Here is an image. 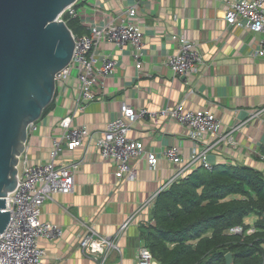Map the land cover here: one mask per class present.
<instances>
[{
  "label": "crops",
  "instance_id": "1",
  "mask_svg": "<svg viewBox=\"0 0 264 264\" xmlns=\"http://www.w3.org/2000/svg\"><path fill=\"white\" fill-rule=\"evenodd\" d=\"M223 2L75 1L84 32L88 23L99 25L110 19L119 22L124 10L135 6L134 18L143 34V57L137 69L128 48L118 50L105 41L100 42L95 54L98 58L114 56L117 60L114 71L93 86L94 97L83 108L74 109L78 91L75 76L57 82L51 108L38 119V130L27 137L28 161L36 163L48 158L50 134L59 131L58 121L64 115L73 111L72 123L85 125L94 133L82 146L63 149L57 159L59 163H67L81 158L82 164L75 171L72 191L54 193L41 206L40 219L55 223L62 230L58 238H38V245L44 249L43 264H136V249L144 245L142 234L148 231L151 218V210L137 212L136 209L173 173L176 165L161 154L168 145L177 144L185 159L195 146L207 143L211 145L208 160L212 165H246L264 177L261 158L264 153V60L252 55L262 32L251 33L228 25ZM173 34L185 35L195 42L203 60L197 73L176 75L166 66V57L177 49L171 39ZM180 101L186 108L207 109L215 114L220 122L219 133L237 127L229 139L214 135L195 143L188 137V129L176 121L159 117L153 124L146 117H137L127 135L142 141L146 150L158 155V161L151 167L144 157L134 160L135 179H117L116 165L100 158L95 137L118 113L120 104L125 102L136 110L156 111ZM233 197L238 195L227 198ZM130 216L124 230L117 232ZM255 219L256 215L251 213L244 218V223L252 224ZM88 229L103 235L117 234L118 250H110L102 261L84 255L78 247V237Z\"/></svg>",
  "mask_w": 264,
  "mask_h": 264
},
{
  "label": "built area",
  "instance_id": "2",
  "mask_svg": "<svg viewBox=\"0 0 264 264\" xmlns=\"http://www.w3.org/2000/svg\"><path fill=\"white\" fill-rule=\"evenodd\" d=\"M223 5L224 19L228 25L244 28L251 33L262 32L252 55L264 60V0H224ZM124 12L117 23L111 19L99 25L92 22L88 23L87 32L79 35L71 33L74 41L71 58L55 73L54 80L56 84L65 81L70 75L75 76L78 91L74 109L83 108L84 103L94 96L93 86L103 81L116 67L117 60L114 56L104 55L98 58L95 54L100 42L105 41L118 50L128 48L135 67H141L144 42L139 22L134 18L135 6L128 7ZM64 14L69 17L78 16L74 2L67 5L57 19L62 20ZM171 39L176 42L177 49L166 57V66L176 75L197 73L203 60L196 50L195 42L185 35L173 34ZM257 113L258 111L255 112ZM72 115L73 111L60 118L59 131L50 134V150L46 160L30 163L25 148L19 154L22 170L18 174V184L5 196V209L8 210L9 219L0 233V264H43L44 249L38 245V238L55 239L61 236L62 230L57 224L40 219L41 206L52 194L69 193L73 189L75 171L81 166L82 159L59 163L57 159L62 150L80 147L86 138L90 139L94 134L85 125H74ZM137 117H146L153 124L158 122L159 117L176 121L188 129L187 135L195 143L214 135L219 139H229L233 129L237 127L232 126L219 133L220 122L215 114L207 109L186 108L181 101L156 111L146 108L136 110L122 102L118 113L105 123L101 133L95 137L100 158L116 165L114 174L117 179H135L137 169L134 160L144 157L151 167L158 161V155L146 150L142 141L127 135ZM37 121L28 124V135L38 130ZM197 146L185 159L177 144L168 145L161 151L167 160L176 165L175 169L139 203L137 212L151 210L161 191L187 176L196 166L211 169L212 164L208 160L211 145L205 143L201 147ZM261 158L264 160V153ZM131 218L132 216L128 217L117 232L121 233ZM227 231L240 233L242 228L234 225ZM251 231L252 229L247 230ZM116 235H103L88 229L78 237V247L84 255L102 261L110 250H118ZM136 264H156L152 252L145 245H139L136 249Z\"/></svg>",
  "mask_w": 264,
  "mask_h": 264
},
{
  "label": "trees",
  "instance_id": "3",
  "mask_svg": "<svg viewBox=\"0 0 264 264\" xmlns=\"http://www.w3.org/2000/svg\"><path fill=\"white\" fill-rule=\"evenodd\" d=\"M62 20L73 35L84 33L77 17L64 14ZM251 213L256 215L254 222L244 223ZM150 217L156 225L149 221L142 240L159 264H225L227 251L233 264H264V177L252 167L196 166L158 194ZM234 225L242 232L228 233Z\"/></svg>",
  "mask_w": 264,
  "mask_h": 264
},
{
  "label": "water",
  "instance_id": "4",
  "mask_svg": "<svg viewBox=\"0 0 264 264\" xmlns=\"http://www.w3.org/2000/svg\"><path fill=\"white\" fill-rule=\"evenodd\" d=\"M76 0H0V233L5 196L18 184L27 126L52 100L54 75L70 60L74 41L59 13ZM150 225L155 226L154 219ZM233 264L232 253H224Z\"/></svg>",
  "mask_w": 264,
  "mask_h": 264
},
{
  "label": "rangeland",
  "instance_id": "5",
  "mask_svg": "<svg viewBox=\"0 0 264 264\" xmlns=\"http://www.w3.org/2000/svg\"><path fill=\"white\" fill-rule=\"evenodd\" d=\"M93 97H94V96H93ZM90 100H91V99H90ZM88 101H89V100H88ZM88 101H86V102H88ZM86 102H85V103H86ZM85 103H84V105H85Z\"/></svg>",
  "mask_w": 264,
  "mask_h": 264
}]
</instances>
